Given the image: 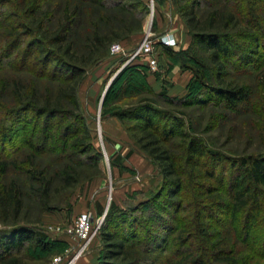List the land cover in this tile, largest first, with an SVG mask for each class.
Returning <instances> with one entry per match:
<instances>
[{
    "label": "trees",
    "instance_id": "1",
    "mask_svg": "<svg viewBox=\"0 0 264 264\" xmlns=\"http://www.w3.org/2000/svg\"><path fill=\"white\" fill-rule=\"evenodd\" d=\"M2 2L10 6L12 1ZM51 2L19 0V9L29 23L14 13L18 23L5 25L0 31V43L4 44L0 48V225L10 228L0 230V264H27L22 258L9 255L26 243L35 251L49 252L51 244L45 235L30 228L32 222L24 212L28 204L34 206L37 214L59 210L66 201H57L55 194L75 190L80 183V168L87 164L97 168L103 160L101 151L93 144L95 133L86 125L78 87L86 72L104 61L112 44L123 45L126 39L143 32L151 12L142 0H66L64 7H53ZM180 2L174 0L192 43L211 53L216 65L215 80L219 83L208 81L207 65L191 45L194 85L188 93L180 97H169L164 91L156 94L149 83V67L138 63L112 83L104 98L103 113L125 126L130 140L163 176L168 197L177 198L183 193L189 203V215L180 219L170 233L177 250L168 257V264H259L264 262V211L260 201L264 154L234 160L233 166H238L240 174L234 177L235 194L232 203H228L216 171L205 165L219 163L221 153L185 131V113L179 112L180 118L158 107L160 102L181 108L214 104L218 109L240 112L256 98L260 111L256 114L264 131V0H226V5L219 7L201 0L181 7ZM202 5L205 9L199 14ZM85 7L97 15L84 40L83 51L78 53L71 37ZM49 12H54L53 17H49ZM27 38L30 40L25 43ZM21 45L22 53L7 64L9 61L5 60ZM159 47L169 56L176 54L173 47L160 43ZM256 55L261 57L260 61L253 60ZM231 58L247 66L256 64L251 67L250 77L256 82L253 88L246 83L224 84L221 80L227 76L228 67L236 68ZM135 76L144 81L134 82ZM119 92L124 98H136L135 103L126 104L124 110H109L107 102ZM127 120L137 124L128 127ZM49 156L56 157L52 167L43 163ZM120 159L119 154L109 157L111 170L122 169ZM213 210L230 216L229 239H213L211 226L204 221L214 219ZM116 212L119 211L114 205L107 217ZM144 240V244L149 241ZM104 241L111 243V249L99 264H143L144 259L130 252L126 243L110 237ZM189 242L193 248L183 252L181 243ZM196 242L200 243L198 248ZM244 247H250L252 256L244 253Z\"/></svg>",
    "mask_w": 264,
    "mask_h": 264
},
{
    "label": "rangeland",
    "instance_id": "2",
    "mask_svg": "<svg viewBox=\"0 0 264 264\" xmlns=\"http://www.w3.org/2000/svg\"><path fill=\"white\" fill-rule=\"evenodd\" d=\"M2 1L0 0V31L5 25L18 23V19L13 18L14 13L22 15L23 22L29 23V20L24 18V13L19 9L21 6L19 0H11L10 6H7ZM65 1L52 0V6L54 7L55 4L58 7H64ZM142 1L144 4L148 3L149 8L151 7L152 0ZM180 1L179 5L181 7L189 5L192 2V0ZM201 1L208 4H213L214 2L213 7L226 5V0ZM154 2L156 9L154 19L151 21L149 15L144 22L143 32L123 41V46L126 51L132 52L139 47L144 37L149 33L155 35V39L168 30L171 33H178L177 41L179 44L173 47L176 54L171 56L165 54L163 49L159 47V43H155V51L159 56L161 65L160 71L153 72L149 70V83L155 93L159 94L164 91L169 97H180L188 93V88L194 85V64L190 61V55L193 54L191 52L192 46V50L198 51L199 56L207 65L208 81L214 85L219 83L215 80L216 65L212 61L211 53L200 49L198 45L192 43V37L184 20L180 16L174 0H155ZM204 9L205 6L202 5L198 9V13L201 14ZM83 11L85 13L79 18V25L75 28L74 34L71 37L77 46H75V49L78 53L83 51L84 40L90 33L91 25L95 23V16L97 15L95 14L96 11L94 12L91 8L85 7ZM53 15L54 12H49L50 18ZM100 27L103 26L101 25ZM101 29H104V27ZM29 40L28 38L25 39V43H28ZM24 45L19 46L12 53L10 59L5 60L9 61L6 62L7 64L16 60V54L22 53ZM3 47L4 44L0 43V48L2 49ZM32 49L34 50V48ZM128 52L115 56H111L109 52H106L104 61L98 66L89 69L78 87V96L86 125L91 129L93 134L95 133L96 140L93 144L95 149L101 151L103 160L99 162L97 168H93L89 164L80 168V183L75 190L68 193H60L57 196L55 194L57 201H66L59 210L37 214L32 204L27 205L29 208L24 214L32 222L30 228L45 235L46 241L51 244V248L48 253H41L32 249L31 244L26 243L20 250H11L9 252L11 257L22 258L27 264H51L54 257L64 254L70 247L69 242H66L64 230L73 224L78 215L84 212H89L94 217H103V222L100 234L91 241L92 243L89 244L88 251L79 261V264H99L104 261L106 252L111 249V243L104 241V239H108L109 237L115 242L126 243L130 252L136 253L144 259L143 264H168V257L174 254V250H177L174 237L170 236V233L180 219L189 215V212L186 210L189 207L187 206L189 203L183 197V193L177 198H169L166 191L168 188L163 183V176L156 168L154 172H150L151 177H142L137 172L135 174L133 172L128 173V171H122V169H120V174L118 175L115 170H111L109 163L106 161L107 157L109 158L120 153L121 148L118 145L123 140H120L116 129H111V132H108L109 130L105 126V120L108 119L103 113L105 95L112 83L123 72L130 67L139 65L138 63H143L142 59L128 63ZM259 56H262V54L260 53ZM259 56H254L253 60L260 61L261 57ZM231 59L230 62L235 63L236 68H227L225 72L227 76L221 78L224 84L235 83L242 85L246 83L253 88L256 82L250 75L253 73L251 67H254L256 64L251 63L247 66L235 58ZM17 66L16 64L15 67ZM177 75L188 80V82L186 80V87H183L179 83V80H175ZM133 81L140 83L144 80L135 76ZM124 97L119 92L116 98L114 97L107 102L106 106L109 110L117 108L124 110L127 108L126 104H132L136 101V98L128 99ZM257 101L258 99L254 98L252 105L243 106L240 112H230L221 107L218 109L213 106L214 104H211L210 107L194 106L191 108H181L160 102L158 107V109L174 113L180 118L182 116L179 115V112L185 113V131L192 136L205 140L211 145L213 150L221 153L222 160L219 163L205 162V165L208 169L216 171L218 180L223 185V198L228 203H232V197L235 194L233 188L234 177L240 174L238 166H233L235 165L234 160L250 155L264 154L263 122L256 114V111H258ZM136 124L137 122L133 120H127L126 122L128 127L135 126ZM123 128L126 132L125 126ZM98 129L100 130V136H98ZM128 141L127 145L123 144L126 150L144 154L134 145L130 138ZM55 158V156L46 157L43 163H48L52 167ZM81 161H83V158H81ZM157 177L160 179H153L151 181L152 183L154 182V186L146 188L147 186L145 187L141 182L139 183V180H142V183H148V178ZM134 183L140 185L136 191L128 188L133 186ZM214 184L217 185L216 182ZM262 190L263 193L260 194V201L264 211V188ZM114 205L119 212H116L114 216L109 218L107 214ZM212 213L214 219L204 221H206L207 225L211 226L209 231L213 233V239L215 241L229 239L228 232L232 226L230 216L217 210H213ZM206 215L207 212L205 211ZM261 219L262 223H264V213L261 214ZM5 229L8 230L10 228L0 225V230ZM106 235H109V237L106 238ZM144 239H149L148 243L151 241V246L148 245L149 247H147L148 243L144 244ZM236 243L238 242L236 241ZM192 245V242L187 244L181 243L180 248L183 252L186 251L187 253L188 250L193 248ZM194 245L198 248L197 245L200 246V243L196 242ZM133 246L134 249L131 250ZM239 247L242 248L240 244ZM250 247H244L243 249L245 254L252 256ZM163 250H168V252L163 253ZM257 250L260 249L258 248ZM197 253L196 251L195 255L199 254ZM258 263L264 264L263 261Z\"/></svg>",
    "mask_w": 264,
    "mask_h": 264
},
{
    "label": "built area",
    "instance_id": "3",
    "mask_svg": "<svg viewBox=\"0 0 264 264\" xmlns=\"http://www.w3.org/2000/svg\"><path fill=\"white\" fill-rule=\"evenodd\" d=\"M150 10L152 21L156 12L154 0L151 1ZM155 37V35L149 33L144 37L139 47L132 52L126 51L121 43L112 44L108 52L111 56L126 54L128 52V63L142 59L143 63L149 67V70L153 72L160 71V59L155 51V43L158 42L164 46L176 47L179 42L169 30L157 36V39ZM98 136H100L99 129ZM106 161L109 163L108 157ZM102 222L103 217H94L89 212L78 215L73 224L64 230L65 236L69 239V249L64 254L54 257L51 264H79V260L88 251L89 244L99 234Z\"/></svg>",
    "mask_w": 264,
    "mask_h": 264
},
{
    "label": "crops",
    "instance_id": "4",
    "mask_svg": "<svg viewBox=\"0 0 264 264\" xmlns=\"http://www.w3.org/2000/svg\"><path fill=\"white\" fill-rule=\"evenodd\" d=\"M172 35L176 40L178 39V33H172ZM176 77L177 78H175V80H177V81L179 80V83L183 87H186L188 80L184 79L180 75H177ZM184 77H186V76H184ZM186 80H187V82H186ZM105 126L109 130L108 132H111L110 131L111 129L112 130L116 129L118 132V136L120 137V140H123L122 143L119 142V145H118L121 148L120 153H119L121 159L119 160V162H120V165L122 167V171L125 170V171H128V173L133 172L134 174H135V172H137L139 176L151 177L150 174L155 171V166L153 165L152 161L144 154H139L138 152H135V151L133 152L130 150H126L125 147H123V144L124 145L128 144L129 138H128L122 124L119 122V120H117L116 118H108L105 120ZM112 148H114V147H112ZM115 171L117 172L118 175L120 174V169L117 168V169H115ZM153 179L159 180L160 178L159 177L148 178L147 179L148 183H142L143 181L139 180V183L141 182L142 185H144L145 187L147 186L146 188H148V187L154 186V182L153 183L151 182V181H153ZM138 186H140L138 183H134L133 186L128 187V188H130V189L132 188V190L136 191L137 189H139ZM68 241H69V239H68Z\"/></svg>",
    "mask_w": 264,
    "mask_h": 264
}]
</instances>
